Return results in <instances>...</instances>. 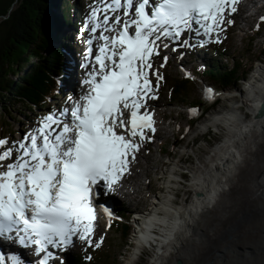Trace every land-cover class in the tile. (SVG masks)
<instances>
[{
    "label": "snow or ice",
    "instance_id": "6c2138e0",
    "mask_svg": "<svg viewBox=\"0 0 264 264\" xmlns=\"http://www.w3.org/2000/svg\"><path fill=\"white\" fill-rule=\"evenodd\" d=\"M238 2L97 0L91 6L81 64L86 90L20 141L0 138V244L32 249L35 264H49L52 249L66 250L74 238L94 243L95 201L116 190L142 144L151 141L146 130L156 131L147 105L156 99L149 70L162 77L153 58L170 43L173 51L191 46V33L202 38L201 46L212 34L218 42ZM206 96L212 99L213 90ZM0 264L29 262L10 251L0 252Z\"/></svg>",
    "mask_w": 264,
    "mask_h": 264
},
{
    "label": "rangeland",
    "instance_id": "374dc122",
    "mask_svg": "<svg viewBox=\"0 0 264 264\" xmlns=\"http://www.w3.org/2000/svg\"><path fill=\"white\" fill-rule=\"evenodd\" d=\"M244 1L239 0L241 4H244ZM254 1L256 2V0ZM95 3L97 0H75L76 10L68 13L67 24L65 23L67 21L63 3L60 4L57 0L53 12L56 17H60V24L65 27L66 32L70 29L67 34H71L75 32L70 28L72 27L70 24L74 23L72 17H75V14L78 17V14L82 12L85 24L91 6ZM256 7L253 9L251 7L238 8L239 10L237 9L230 16L235 22L225 26V30L219 33L218 42L216 34L212 38L203 39V46L200 45L201 39L187 36L191 45L189 47L176 46L173 51L174 45L170 43L169 48L160 49L159 55L155 56L152 62L158 75L166 79V84H161L157 75L149 70V78L156 99L147 100V105L148 110L155 117L156 131L155 133L146 132V135L151 136V141L143 143L140 151L136 154L129 173L133 180L128 179L123 182V185L131 186V189L125 195L117 189L116 196L114 191L111 195L103 197V200L110 205L108 207L110 211L105 216L111 217L108 220L105 217V221L101 220L97 224L92 236L93 244L90 245L78 239L77 246L75 242L70 254L58 257L59 259L50 264H75L74 261L78 255L82 259L87 258L88 264H155L153 257L157 253L156 242L145 245L132 258V254L136 250L134 238L138 231L137 227H139L137 223H142V217L152 209L157 197H170L172 199L170 202L174 207L180 206V204L187 205L190 202L194 196V192L190 190L193 176L205 167L206 160L212 154L213 149L216 145L222 144L227 133V130L222 127L220 130L205 129L200 131H197V127L212 113L231 106V103L223 97L226 93H233L241 97L245 95V91L251 88L250 77L254 76V73V79H258L262 75L260 68L264 66V54H262L264 20L261 18L264 17V4L257 8H261L260 14L254 15ZM89 38V31L88 34L81 32V39L84 40L85 46H87ZM250 41H253L252 45ZM72 44L75 46V53H72L69 81L63 83L55 78L54 93L59 97L54 98L51 104L55 105L56 109L70 106L67 100L69 96L66 94L71 92L74 94L73 99H77L80 95L79 90L82 86L84 87L81 82L84 80L85 69L81 67V64L84 62L85 55L78 42ZM213 48H215L214 51L225 50L219 51V54H215L211 58L210 52ZM165 56L168 57L167 61L164 60ZM199 58L202 61L198 63L199 66H195L194 61ZM233 59L236 61L245 59L244 66L249 60L246 65L249 70L248 77L239 82L235 89H222L218 84L198 80L196 84L191 82L193 87L187 100L184 102L171 101L169 88L173 79L180 80L188 77L183 72L185 68L188 71H198L200 74L204 68L202 65H207L210 60L231 64ZM161 64L163 67H160ZM27 70L28 68L21 76H24ZM204 85L213 89L214 97L212 99L204 96ZM62 97H65L64 104L60 101ZM198 101L202 102L203 114L200 110L193 112L190 108ZM44 105L47 106V104ZM17 110L5 113L7 115L6 126H0V138L7 139L10 143L20 141L25 133L38 126V122L34 121L37 119L34 115H41V120L45 113L50 112L48 107L33 113L27 110L22 112ZM245 117L246 119L251 118L249 114H246ZM193 124L194 127L190 128ZM261 131L263 132V130ZM200 132L202 134H199ZM255 139L257 141L249 144L245 149L243 162L230 181L228 191L218 200L214 210L201 217L198 230L195 231L194 242L189 244L186 242L187 247L183 248L181 256L176 257V262L172 260L173 264H264V133ZM162 145L167 146L165 153L160 152ZM139 162L143 168L137 166ZM175 164L176 167H174ZM183 164H186L184 168ZM172 167L173 171L169 174H174L175 177L170 178L167 172ZM172 178L174 181H171ZM168 186H170L169 189ZM118 204L124 206L130 213L135 210L142 212L136 216V219L131 215H125V218L129 220L128 227L130 228L127 241L121 237L120 233L118 235L109 228V223L116 219L112 208ZM97 244L99 246H96ZM158 248L161 247L158 245ZM165 249L163 247L162 251ZM98 254L101 256L100 259H97Z\"/></svg>",
    "mask_w": 264,
    "mask_h": 264
},
{
    "label": "trees",
    "instance_id": "16d2710c",
    "mask_svg": "<svg viewBox=\"0 0 264 264\" xmlns=\"http://www.w3.org/2000/svg\"><path fill=\"white\" fill-rule=\"evenodd\" d=\"M58 1L65 6L67 24L68 13L75 8V0ZM56 2L57 0H0V113L2 114L0 126L2 127L6 126V114L9 111L14 112L18 109L17 111L27 110L33 113L47 109L53 100L56 83L54 76L61 67L62 53L54 44L61 41L63 33V27H60L61 19L53 12ZM250 44L252 45L253 41H250ZM262 52L264 54V49ZM244 63L245 59L238 61L233 59L231 64L213 61L203 75L222 89H235L239 82L248 77L249 70L246 68L247 63L245 66ZM26 68L28 70L25 71V75L21 76ZM173 81L169 88L171 101L184 102L190 96L192 83L183 78ZM163 83L166 84V81ZM192 106L199 109L202 102L198 101ZM191 127H194V124ZM10 132L13 134L12 131ZM166 150L167 148L164 151ZM115 211L122 216L127 214L123 206ZM129 229L127 222L116 221L111 226V231L118 235L120 233L125 241ZM98 256L97 259H100V254ZM77 263L88 264L82 258H79Z\"/></svg>",
    "mask_w": 264,
    "mask_h": 264
},
{
    "label": "bare ground",
    "instance_id": "6f19581e",
    "mask_svg": "<svg viewBox=\"0 0 264 264\" xmlns=\"http://www.w3.org/2000/svg\"><path fill=\"white\" fill-rule=\"evenodd\" d=\"M246 2L248 5L254 3L253 0H246ZM260 69L262 75L254 79V73V76L250 77L251 88L245 91V95L240 97L233 93H226L223 97L231 103V106L212 113L197 127V131L225 128L226 138L220 146H215L206 160V165L204 164L205 167L193 176L190 190L194 192V196L187 205L180 204L174 207L170 197H157L152 209L146 215L142 214V223H137L139 227L134 238L136 250L133 251L132 258L145 245L156 242L157 253L153 257L155 264H173L172 262H176V257L181 256L183 248L187 247L186 242L188 244L194 242L195 231L198 230L201 217L215 209L218 200L228 191L230 181L242 164L245 149L249 144L257 141L256 137L264 133V119L259 116L264 106V66ZM84 90L82 89L80 93ZM246 114H249L251 118L246 119ZM137 166L143 168L140 162ZM176 166L175 164L174 167ZM172 171L173 167L167 172L170 178L175 177L174 174H169ZM125 179L133 180L131 175H127ZM171 181H174V178ZM117 189L125 195L128 194L131 186L120 184L116 191ZM158 245L161 248H158ZM163 247L166 248L164 251H162Z\"/></svg>",
    "mask_w": 264,
    "mask_h": 264
},
{
    "label": "water",
    "instance_id": "95a60500",
    "mask_svg": "<svg viewBox=\"0 0 264 264\" xmlns=\"http://www.w3.org/2000/svg\"><path fill=\"white\" fill-rule=\"evenodd\" d=\"M262 110H264V106H263ZM262 110L260 111V113H259V116H260V114H261Z\"/></svg>",
    "mask_w": 264,
    "mask_h": 264
}]
</instances>
